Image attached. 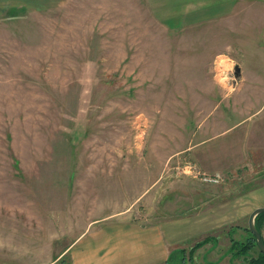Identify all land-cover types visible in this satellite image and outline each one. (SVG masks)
<instances>
[{"label":"rangeland","instance_id":"rangeland-1","mask_svg":"<svg viewBox=\"0 0 264 264\" xmlns=\"http://www.w3.org/2000/svg\"><path fill=\"white\" fill-rule=\"evenodd\" d=\"M173 3L39 0L0 13V264L47 242L65 175L144 157L174 179L195 168L181 149L213 134L220 152L244 136L250 87L232 82L223 27L180 24Z\"/></svg>","mask_w":264,"mask_h":264},{"label":"crops","instance_id":"crops-1","mask_svg":"<svg viewBox=\"0 0 264 264\" xmlns=\"http://www.w3.org/2000/svg\"><path fill=\"white\" fill-rule=\"evenodd\" d=\"M33 5L39 0H0V13L7 6ZM173 5L180 24L223 27L215 32L224 40L220 53L238 67L232 82L250 87L238 97L246 108L238 122L244 136L220 152L210 148L213 134L181 149L196 175L190 169L168 180L164 167L153 174L144 157L114 158V173L65 175L62 205L47 208V242L20 251L13 261L264 264L247 226L251 211L264 206V171L247 179L248 172L264 166V0H174ZM87 162L89 171L93 164ZM217 174L218 181L204 179ZM230 175L238 176L241 186L252 185L232 190L225 179ZM254 222L264 241V213Z\"/></svg>","mask_w":264,"mask_h":264},{"label":"water","instance_id":"water-1","mask_svg":"<svg viewBox=\"0 0 264 264\" xmlns=\"http://www.w3.org/2000/svg\"><path fill=\"white\" fill-rule=\"evenodd\" d=\"M234 76L237 77L238 76V67H235L234 70ZM264 212V206H260V207H256L255 209H253V211H251V213L248 216V229L249 231L253 234V236L255 237L256 240V244L257 247L259 249V251L264 255V241L262 239L261 233L258 230V228L255 225L254 222V217L259 214Z\"/></svg>","mask_w":264,"mask_h":264},{"label":"trees","instance_id":"trees-1","mask_svg":"<svg viewBox=\"0 0 264 264\" xmlns=\"http://www.w3.org/2000/svg\"><path fill=\"white\" fill-rule=\"evenodd\" d=\"M262 213H264V212H262ZM257 215H258V214H257ZM257 215H256V216H257ZM255 225H256V224H255ZM256 227H257V225H256ZM257 228H258V227H257ZM258 230H259V229H258ZM251 238H252V240H251V241H252V244L255 245L256 248H258V247H257V244H256L255 237L253 236L252 233H251ZM258 253H259V254L261 255V257L264 259V255L259 251V249H258Z\"/></svg>","mask_w":264,"mask_h":264},{"label":"built area","instance_id":"built-area-1","mask_svg":"<svg viewBox=\"0 0 264 264\" xmlns=\"http://www.w3.org/2000/svg\"><path fill=\"white\" fill-rule=\"evenodd\" d=\"M219 177H220V176L217 174V175L212 176V177H210V176H205L204 179H205V180H210V181H218V180H219Z\"/></svg>","mask_w":264,"mask_h":264}]
</instances>
